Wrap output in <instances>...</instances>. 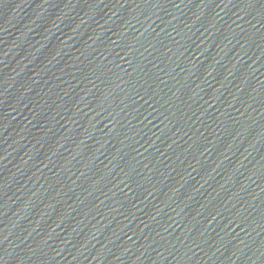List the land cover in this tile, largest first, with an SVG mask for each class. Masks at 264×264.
Segmentation results:
<instances>
[{
	"label": "water",
	"instance_id": "1",
	"mask_svg": "<svg viewBox=\"0 0 264 264\" xmlns=\"http://www.w3.org/2000/svg\"><path fill=\"white\" fill-rule=\"evenodd\" d=\"M0 264H264V0H0Z\"/></svg>",
	"mask_w": 264,
	"mask_h": 264
}]
</instances>
